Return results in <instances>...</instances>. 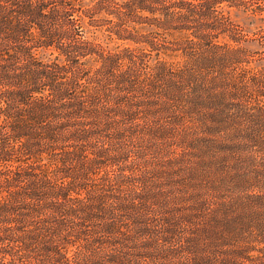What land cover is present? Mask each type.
Segmentation results:
<instances>
[{
  "label": "trees",
  "instance_id": "1",
  "mask_svg": "<svg viewBox=\"0 0 264 264\" xmlns=\"http://www.w3.org/2000/svg\"><path fill=\"white\" fill-rule=\"evenodd\" d=\"M0 264H264V0H0Z\"/></svg>",
  "mask_w": 264,
  "mask_h": 264
},
{
  "label": "rangeland",
  "instance_id": "2",
  "mask_svg": "<svg viewBox=\"0 0 264 264\" xmlns=\"http://www.w3.org/2000/svg\"><path fill=\"white\" fill-rule=\"evenodd\" d=\"M93 1L94 0H86L87 3ZM228 14L232 21L240 25L249 36H253V33L262 25V22L258 18L240 8L231 7L228 9ZM244 44L250 49L259 47L256 40L247 41L244 42Z\"/></svg>",
  "mask_w": 264,
  "mask_h": 264
}]
</instances>
